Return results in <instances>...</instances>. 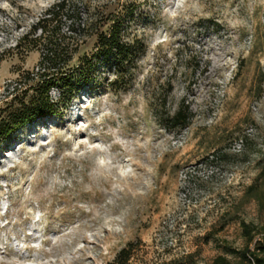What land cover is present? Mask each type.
<instances>
[{"label": "rangeland", "instance_id": "1", "mask_svg": "<svg viewBox=\"0 0 264 264\" xmlns=\"http://www.w3.org/2000/svg\"><path fill=\"white\" fill-rule=\"evenodd\" d=\"M56 1L0 0V119L38 94L43 48L30 30ZM66 1L95 24L71 33L63 69L129 4L123 39L142 48L129 70L98 62L70 99L51 84L56 112L0 143V264H210L253 250L264 238V0Z\"/></svg>", "mask_w": 264, "mask_h": 264}, {"label": "trees", "instance_id": "2", "mask_svg": "<svg viewBox=\"0 0 264 264\" xmlns=\"http://www.w3.org/2000/svg\"><path fill=\"white\" fill-rule=\"evenodd\" d=\"M133 7V4H129L126 10H119L110 15L108 19L111 20V23L107 30L98 32L95 50L91 55L82 56L76 66L66 70L63 68L69 58L65 59L63 56L73 39L71 33L80 26L94 25V18L89 16L85 22L80 18H74V16H78V11L75 5L68 4L66 0H58L50 5L30 30V32L39 30L40 33L35 37V42L43 48L41 67L35 73L36 78L40 80L38 94L27 105L24 104L22 108L15 110L6 118L0 119V143L8 139L14 128L33 121L37 117L56 112L58 106L49 94L51 84L58 87L63 98L70 99L96 68L98 62L113 61L117 71L132 68L133 61L142 48L138 41L127 42L123 39L125 23L131 19ZM65 20L70 24L67 28L69 34L61 32V23ZM188 118L187 105L180 107L172 116L177 124L186 123ZM262 230H264V223H262ZM243 231L248 234V239H251L246 223H243ZM126 250V248H122L117 256L122 255ZM232 252H236L238 256L235 262L224 254H217L212 258L210 264H250L249 258H253V264H264V238L256 241L253 250L246 247ZM110 264H115V262Z\"/></svg>", "mask_w": 264, "mask_h": 264}]
</instances>
